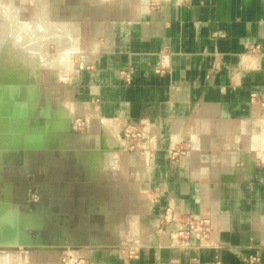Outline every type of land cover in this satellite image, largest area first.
<instances>
[{
    "label": "crops",
    "instance_id": "1",
    "mask_svg": "<svg viewBox=\"0 0 264 264\" xmlns=\"http://www.w3.org/2000/svg\"><path fill=\"white\" fill-rule=\"evenodd\" d=\"M263 99L264 0H0V264H264Z\"/></svg>",
    "mask_w": 264,
    "mask_h": 264
},
{
    "label": "built area",
    "instance_id": "2",
    "mask_svg": "<svg viewBox=\"0 0 264 264\" xmlns=\"http://www.w3.org/2000/svg\"><path fill=\"white\" fill-rule=\"evenodd\" d=\"M261 104L264 106V99L262 100ZM77 127L78 128H85L87 126L86 119L78 118L76 119ZM148 135V129L144 123L139 124H129L126 125L122 130V140L125 147L130 150L137 149L140 144L145 141ZM183 153L182 149H177L174 152V157L179 156ZM168 216H166L167 218ZM187 228L183 229L181 233H190L191 231H195L196 235L200 238L206 237L208 232L211 229V223L209 219L202 218V219H191L188 224L186 225ZM62 260L65 264H90L85 258L80 256H74L73 254L65 253L62 256Z\"/></svg>",
    "mask_w": 264,
    "mask_h": 264
},
{
    "label": "water",
    "instance_id": "3",
    "mask_svg": "<svg viewBox=\"0 0 264 264\" xmlns=\"http://www.w3.org/2000/svg\"><path fill=\"white\" fill-rule=\"evenodd\" d=\"M2 222H3V224L2 223H0V228L4 225V223H5V221H6V219H0ZM4 233V234H3ZM3 233H1V231H0V236L1 235H5V232H3ZM24 232H18L17 230H16V232L14 231L13 233L11 232L10 233V235H12V236H14V241H10V243H20L18 240H16L17 239V237L15 236V235H17L18 237L20 236V239H21V237H22V235H24L23 234ZM9 234V233H8ZM14 234V235H13ZM16 237V238H15ZM22 243V242H21Z\"/></svg>",
    "mask_w": 264,
    "mask_h": 264
},
{
    "label": "rangeland",
    "instance_id": "4",
    "mask_svg": "<svg viewBox=\"0 0 264 264\" xmlns=\"http://www.w3.org/2000/svg\"><path fill=\"white\" fill-rule=\"evenodd\" d=\"M15 230H16V229H14V231H15ZM14 231H13V232H14ZM15 232H16V231H15ZM6 235H7V234H6ZM15 236L18 238V236H17V235H15ZM16 237H15V238H16Z\"/></svg>",
    "mask_w": 264,
    "mask_h": 264
}]
</instances>
